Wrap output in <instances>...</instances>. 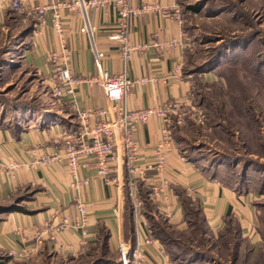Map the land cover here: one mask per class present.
<instances>
[{"label": "crops", "instance_id": "1", "mask_svg": "<svg viewBox=\"0 0 264 264\" xmlns=\"http://www.w3.org/2000/svg\"><path fill=\"white\" fill-rule=\"evenodd\" d=\"M70 1L26 0L25 12L13 10L10 4L0 9L1 31L8 32L14 24L25 29L32 25L31 32L22 41L20 58L34 69L44 84L41 107L31 103L15 107L14 112L9 114L0 112V206L17 204L24 210L0 212V264L22 261L10 256L16 251L29 252L32 261L49 254L76 259L103 244L107 246L111 261L117 264L120 240L144 243L151 232L153 240L162 243L153 236L143 209L141 216L135 219L133 205L129 207L130 227L126 225V203L128 206L129 201L133 202L131 183L139 195L138 189L146 188L158 213L178 229H186L188 225L185 202H190L200 206L211 235L219 236L235 224L239 237L252 248H259L263 237L258 229L254 194L226 187L214 176L197 168L182 156L173 138L163 148L166 158L164 167L161 170L156 167L155 155L163 144L164 125L161 120L152 119L140 125L135 136L138 148L132 166L119 168L112 163L108 182L98 176L93 162L80 170L79 176L88 179V183L80 189L74 187L75 180L70 176L65 161L57 160L46 167L32 164L33 151L37 156L62 154L64 133H77L81 129L79 112L103 110L107 106L105 94L98 85L78 84L72 94L63 91L61 98L56 96L55 91L61 83L55 78L49 54L56 53L58 62L65 63L74 78H90L98 72L95 45L103 69L111 75H126L133 79L145 77L147 81L135 87L122 103L128 108H158L175 100H179L181 106L192 103V81L182 72L184 58L190 48L182 25L174 19H164L157 12L134 20L130 25V42H147L151 46L134 54L130 61L123 60L118 45L109 39L116 29L118 18L111 7L87 12L89 25L94 29L92 40L83 29V14L65 8L59 12L61 35L54 30L50 11L45 13L40 35H33L39 18L37 8ZM128 2L134 7L142 4H160L169 8L179 6L178 0ZM173 39L182 43L173 49L156 50L152 47L154 43ZM177 68L181 70L174 74ZM104 118H90L88 127L93 128L97 121ZM13 161L21 164L14 178L8 173ZM80 202L87 210L85 235L76 226L82 220L77 210ZM64 220L70 228L62 227ZM158 247L155 244L149 248L152 260H155Z\"/></svg>", "mask_w": 264, "mask_h": 264}, {"label": "rangeland", "instance_id": "2", "mask_svg": "<svg viewBox=\"0 0 264 264\" xmlns=\"http://www.w3.org/2000/svg\"><path fill=\"white\" fill-rule=\"evenodd\" d=\"M178 2L190 43L182 72L192 81L193 93L192 103L178 112L183 120L171 117V136L197 168L226 187L254 194L263 243L252 248L235 224L214 237L196 205L186 229H178L146 200V188L138 189L141 208L152 217L148 224L166 235L165 248L174 264H264V0ZM26 34L19 24L0 30L1 114L20 105L42 106L43 81L20 58ZM132 205L129 201L128 207ZM111 259L100 247L76 259L49 254L10 264H99Z\"/></svg>", "mask_w": 264, "mask_h": 264}, {"label": "built area", "instance_id": "3", "mask_svg": "<svg viewBox=\"0 0 264 264\" xmlns=\"http://www.w3.org/2000/svg\"><path fill=\"white\" fill-rule=\"evenodd\" d=\"M5 4H10L13 10L25 12L26 0H0V9L5 7ZM111 7L117 12L116 29L109 35V39L118 45V50L124 61H130L134 54L148 50L150 43L142 42L134 44L130 42V25L140 16L148 13H159L164 19H174L179 25H182L181 10L178 7H163L160 4L150 5L142 4L140 7L131 6L128 0H72L70 2H58L57 4H48L36 9L39 15L38 24L34 26L33 35L38 37L41 33L42 24L45 22V13L50 11L53 14L54 30L57 34H62L61 28V9H69L71 11L78 10L85 18L84 31L93 39L94 29L90 27L88 22V11L103 10ZM181 40L173 39L165 42H157L152 45L156 50L173 49L181 44ZM95 60L98 66V72L90 78H74L69 68L65 63L58 62L56 53L49 54L48 58L54 66L55 78L61 83V87L55 91V95L61 98L63 91L69 94L73 93V88L78 84L98 85L103 94H105L107 106L103 110H87L79 112L80 130L77 133H64L63 152L60 155L46 153L37 156L35 151L32 152L34 166L46 167L48 164L57 160L65 161L68 172L75 180L74 187L80 189L81 186L88 183V179H83L79 176L82 167L90 163L97 166L98 176L109 181L110 167L115 163L121 168L123 165L132 166L133 156L138 148L135 142V136L140 125L148 123L152 119L161 120L163 128V144L158 149L156 158V167L161 170L165 165V154L163 148L170 144L171 128L170 122L172 116H177L178 123L182 119V115L178 114L182 107L179 100L170 101L158 108H143L131 109L122 103L126 97L131 94V91L138 86H141L147 81L145 77L142 79H133L126 75H111L105 71L100 62V56L94 45ZM181 68H177L174 72H179ZM95 116H104L96 122L93 128L88 127V120ZM185 160V159H183ZM21 167L19 162L13 161L8 167V173L14 178V173ZM130 189L133 196V208L135 219L141 216L142 202L139 194L134 192V184H130ZM77 210L82 217L81 222L76 225L77 228L86 234L85 225L87 210L85 204L80 202L77 204ZM62 227L70 228L66 220ZM119 244V262L117 264H172L165 245L160 241L153 240L150 235L145 238L144 243H129L120 240ZM158 244L155 260H152L149 255V248ZM10 256L14 259H19L29 262L32 256L27 251L12 252Z\"/></svg>", "mask_w": 264, "mask_h": 264}, {"label": "trees", "instance_id": "4", "mask_svg": "<svg viewBox=\"0 0 264 264\" xmlns=\"http://www.w3.org/2000/svg\"><path fill=\"white\" fill-rule=\"evenodd\" d=\"M31 28H32V25H30V27H28V29H26V32H31ZM125 192L127 193L126 196H127V199H128V192H127V186L125 187ZM148 195H149V192H148ZM145 199V197H144ZM146 200L148 201L149 198L146 196ZM198 206L197 204H192L190 202H185V207H186V216H187V219H188V215L190 213V210L192 208V206ZM126 208H127V222H126V225H128V215L130 217V208L127 206V203H126ZM198 209L201 211V208L200 206H198ZM15 211H24L23 208H21L20 206H18L17 204L15 205H10L8 207H4V206H0V212L1 213H9V212H15ZM158 213V211H157ZM145 217L147 218L148 222L151 220V216H150V213L149 212H145ZM167 220V219H166ZM188 222V220H187ZM205 222V220H204ZM130 227V225H128V228ZM152 234L155 238H157L158 240H161V242L165 245V242L166 240L164 239V237L166 236L164 233H161V232H157L156 229L152 226ZM237 233H238V227H237ZM102 249H106L107 251V246L106 244H103L101 246ZM99 264H114L112 261H102L100 260L99 261Z\"/></svg>", "mask_w": 264, "mask_h": 264}]
</instances>
